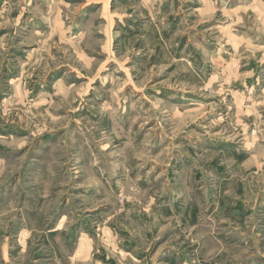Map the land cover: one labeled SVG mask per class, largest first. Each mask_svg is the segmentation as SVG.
Segmentation results:
<instances>
[{
  "label": "clouds",
  "instance_id": "1",
  "mask_svg": "<svg viewBox=\"0 0 264 264\" xmlns=\"http://www.w3.org/2000/svg\"><path fill=\"white\" fill-rule=\"evenodd\" d=\"M165 2L0 0V264H264V0Z\"/></svg>",
  "mask_w": 264,
  "mask_h": 264
},
{
  "label": "rangeland",
  "instance_id": "2",
  "mask_svg": "<svg viewBox=\"0 0 264 264\" xmlns=\"http://www.w3.org/2000/svg\"><path fill=\"white\" fill-rule=\"evenodd\" d=\"M67 2L78 4V3H85L86 0H67ZM119 2H120V4L126 6L128 0H119ZM173 4H175V7L177 9L180 8L179 0H166V2L162 5V12L167 13V12L171 11ZM199 6L200 5L198 3L185 4L184 9H189L191 7H199ZM95 7H98V5L94 6L93 4H87V6L83 9V12L81 14H78V16H77L78 22L85 21L87 19L88 14L91 11L95 10ZM116 8H117V0H112V3L109 5L108 9L106 10V14L114 13L116 11ZM13 15H15V13ZM189 19H194V18L190 17ZM179 20H180L179 16H176V17L170 16L169 17L170 27L172 30H177L178 25H179ZM118 27H119L118 22L116 21L115 17H113L112 31L115 32L118 29ZM0 34H2V33H0ZM142 34H144V33L141 32V28L138 26L136 28L135 32H131V31L129 32V36L124 39V44L127 45L129 40L133 39L137 35H142ZM165 36L167 37V32L165 33ZM117 40H118V38L113 40L112 49H111L112 51L116 50ZM186 40H187V37H185L184 40L181 41V45H180L181 47H183V43ZM141 44H142V41H137L135 46L137 48H139L141 46ZM132 59H138V58L132 57ZM153 59H155V58H153ZM129 63H131V60L129 61ZM173 67H175V66H173ZM16 74H17V69L14 68L11 76H15ZM0 134L7 135V134H9V132H8V130H0ZM13 134H15V133H13ZM8 191H10V189ZM7 194H8L7 192L0 189V203H3L6 200ZM105 231L108 232L109 235H111V232L109 229L106 228ZM151 251H155V247H153V249H151ZM89 253H90V248H89L88 241L82 240L80 243V254L82 256H84L86 259L87 256L89 255ZM40 255H42V254H40ZM159 259L163 261V264H174V262L170 258L165 257L163 255V253H161V256L159 257Z\"/></svg>",
  "mask_w": 264,
  "mask_h": 264
}]
</instances>
